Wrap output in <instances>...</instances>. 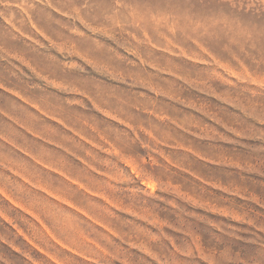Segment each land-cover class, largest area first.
Masks as SVG:
<instances>
[{
  "label": "rangeland",
  "instance_id": "obj_1",
  "mask_svg": "<svg viewBox=\"0 0 264 264\" xmlns=\"http://www.w3.org/2000/svg\"><path fill=\"white\" fill-rule=\"evenodd\" d=\"M0 264H264V0H0Z\"/></svg>",
  "mask_w": 264,
  "mask_h": 264
}]
</instances>
